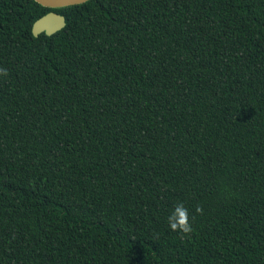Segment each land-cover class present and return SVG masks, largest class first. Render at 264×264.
<instances>
[{"label":"trees","instance_id":"trees-1","mask_svg":"<svg viewBox=\"0 0 264 264\" xmlns=\"http://www.w3.org/2000/svg\"><path fill=\"white\" fill-rule=\"evenodd\" d=\"M0 69V264H264V0H0Z\"/></svg>","mask_w":264,"mask_h":264},{"label":"water","instance_id":"water-1","mask_svg":"<svg viewBox=\"0 0 264 264\" xmlns=\"http://www.w3.org/2000/svg\"><path fill=\"white\" fill-rule=\"evenodd\" d=\"M41 6L49 9H61L66 7L78 6L91 0H34ZM66 27L64 16L50 12L38 19L33 25V35L39 37L41 34L53 36Z\"/></svg>","mask_w":264,"mask_h":264},{"label":"clouds","instance_id":"clouds-1","mask_svg":"<svg viewBox=\"0 0 264 264\" xmlns=\"http://www.w3.org/2000/svg\"><path fill=\"white\" fill-rule=\"evenodd\" d=\"M7 70L6 69H0V76H7ZM196 212L198 214H203V207L197 206ZM168 224L172 231H178L183 236H190V234L193 232V226L190 222V215L188 209L184 206L183 202L177 203L171 213L169 214L168 218Z\"/></svg>","mask_w":264,"mask_h":264}]
</instances>
